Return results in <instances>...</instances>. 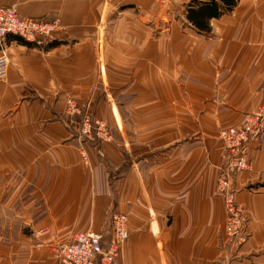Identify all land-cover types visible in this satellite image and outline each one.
<instances>
[{
	"label": "crops",
	"instance_id": "crops-1",
	"mask_svg": "<svg viewBox=\"0 0 264 264\" xmlns=\"http://www.w3.org/2000/svg\"><path fill=\"white\" fill-rule=\"evenodd\" d=\"M191 1L0 0L68 28L41 48L0 42V264H62L75 234L109 240L114 213L130 232L118 264L230 258L219 134L263 100L264 0H240L208 34L187 11L174 17ZM69 98L105 120L112 141L81 137ZM247 153L252 169L233 185L250 238L230 264H264V136Z\"/></svg>",
	"mask_w": 264,
	"mask_h": 264
},
{
	"label": "built area",
	"instance_id": "built-area-1",
	"mask_svg": "<svg viewBox=\"0 0 264 264\" xmlns=\"http://www.w3.org/2000/svg\"><path fill=\"white\" fill-rule=\"evenodd\" d=\"M68 28L59 19L47 21L41 18L21 17L16 6L0 7V42L8 37L18 38L27 44L44 47L60 31ZM8 61L0 57V80L8 76ZM66 112L73 122L79 125V134L87 140L110 142L113 139L109 124L102 119L83 112L74 100L66 102ZM76 120V121H75ZM264 136V95L261 104L237 127L222 130L219 134L225 154L219 170L217 194L222 198L226 209L225 242L231 248L230 258L217 264H230L238 252L248 243L246 211L236 200L233 182L242 172L252 169L247 146L252 140ZM111 235L97 232H82L73 236L70 243L59 252L62 264H118L122 244L130 237L128 217L124 213H114L110 221Z\"/></svg>",
	"mask_w": 264,
	"mask_h": 264
},
{
	"label": "trees",
	"instance_id": "trees-1",
	"mask_svg": "<svg viewBox=\"0 0 264 264\" xmlns=\"http://www.w3.org/2000/svg\"><path fill=\"white\" fill-rule=\"evenodd\" d=\"M240 0H192L187 6V20L201 33H210V21L232 13ZM19 43H25L18 40ZM26 44V43H25Z\"/></svg>",
	"mask_w": 264,
	"mask_h": 264
},
{
	"label": "rangeland",
	"instance_id": "rangeland-1",
	"mask_svg": "<svg viewBox=\"0 0 264 264\" xmlns=\"http://www.w3.org/2000/svg\"><path fill=\"white\" fill-rule=\"evenodd\" d=\"M187 8H188V6H185V5H179V6H177V5H175V9L174 10H176V14L174 15V17H176V20H179L180 22H181V17H182V14H183V12L184 11H187ZM169 12H171V6H170V4H169V7H167V10H164V14H169ZM172 20V19H171ZM162 21H163V25L164 26H169L170 25V18H166L165 16H164V18L162 19ZM146 23H148V25H147V27L150 29H152L153 27H154V24H155V21H154V19H150V18H147L146 19ZM154 29V28H153ZM155 33V32H154ZM153 36L155 37V35L153 34ZM69 99H73V98H69ZM76 101V100H75ZM77 102V101H76ZM78 103V102H77ZM80 106H81V108H82V110H83V112L85 113L86 112V110L84 111V108H83V106L80 104V103H78ZM93 116V115H92ZM95 117V116H94ZM113 135V134H112ZM86 139V138H85Z\"/></svg>",
	"mask_w": 264,
	"mask_h": 264
}]
</instances>
